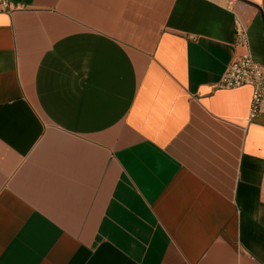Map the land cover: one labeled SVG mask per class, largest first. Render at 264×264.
I'll list each match as a JSON object with an SVG mask.
<instances>
[{
	"label": "crops",
	"instance_id": "obj_1",
	"mask_svg": "<svg viewBox=\"0 0 264 264\" xmlns=\"http://www.w3.org/2000/svg\"><path fill=\"white\" fill-rule=\"evenodd\" d=\"M0 264H264V0H10Z\"/></svg>",
	"mask_w": 264,
	"mask_h": 264
},
{
	"label": "built area",
	"instance_id": "obj_2",
	"mask_svg": "<svg viewBox=\"0 0 264 264\" xmlns=\"http://www.w3.org/2000/svg\"><path fill=\"white\" fill-rule=\"evenodd\" d=\"M232 5L235 0H229ZM20 10L10 0H0V13L13 14ZM236 42L244 52L236 56L217 84L220 90H236L242 87L252 89L249 119L260 116L264 105V66L256 62L250 51L248 34L239 22H236Z\"/></svg>",
	"mask_w": 264,
	"mask_h": 264
}]
</instances>
